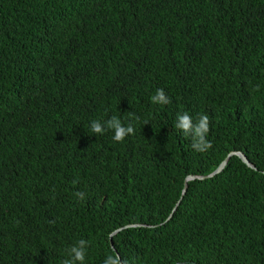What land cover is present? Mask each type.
Wrapping results in <instances>:
<instances>
[{"label":"trees","instance_id":"16d2710c","mask_svg":"<svg viewBox=\"0 0 264 264\" xmlns=\"http://www.w3.org/2000/svg\"><path fill=\"white\" fill-rule=\"evenodd\" d=\"M132 112L123 142L90 130ZM235 152L256 170L232 156L181 199ZM80 239L85 264H264V0H0V264Z\"/></svg>","mask_w":264,"mask_h":264},{"label":"clouds","instance_id":"9594fccd","mask_svg":"<svg viewBox=\"0 0 264 264\" xmlns=\"http://www.w3.org/2000/svg\"><path fill=\"white\" fill-rule=\"evenodd\" d=\"M150 101L154 105H168L171 102L163 88L157 89L155 94L150 97ZM127 116V123L115 115L105 120H93L90 123V130L97 135L112 131L114 133L113 140L118 143L123 142L126 137L135 134L134 122L139 120L134 112L127 113ZM176 121L175 128L182 130L184 136L191 139V147L195 152L204 153L213 147L208 139L211 121L207 114H200L194 120L188 112L178 113ZM146 124H148L147 121ZM73 183H77V181H73ZM75 196L79 200L85 199V193L80 191L76 192ZM89 247L90 241L78 240L67 249V259L63 261V264H85ZM103 264H121V261L119 256L108 255Z\"/></svg>","mask_w":264,"mask_h":264},{"label":"water","instance_id":"95a60500","mask_svg":"<svg viewBox=\"0 0 264 264\" xmlns=\"http://www.w3.org/2000/svg\"><path fill=\"white\" fill-rule=\"evenodd\" d=\"M232 156H236V157H238V158L242 161V163H244L248 168H250V169H252V170H256V169H255V168L249 163V161L246 159V157H245L242 153H239V152L231 153V154H229V155L226 157V159H225V160L219 165V167H218V168H217L212 174H210L209 176H206V177H192V176H190V177H188V178L185 180V183H184V189H183V193H182V195H181V199H182L183 195H184L185 192H186V186H187V182H188V181H193V180H204V179H206V178H212V177H214V176L220 174V173L223 171V169L225 168V166L227 165L228 161L230 160V158H231ZM181 199H180V201H181ZM180 201L177 203L176 206L179 205ZM171 217H172V214L169 216V218H171ZM169 218H168V219H169ZM116 233H118V231H115V232L113 233V235H115ZM110 245H111V248L113 249V245H112V244H110Z\"/></svg>","mask_w":264,"mask_h":264}]
</instances>
